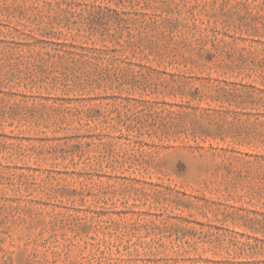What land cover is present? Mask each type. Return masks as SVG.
Here are the masks:
<instances>
[{
	"label": "rangeland",
	"instance_id": "rangeland-1",
	"mask_svg": "<svg viewBox=\"0 0 264 264\" xmlns=\"http://www.w3.org/2000/svg\"><path fill=\"white\" fill-rule=\"evenodd\" d=\"M0 264H264V0H0Z\"/></svg>",
	"mask_w": 264,
	"mask_h": 264
}]
</instances>
